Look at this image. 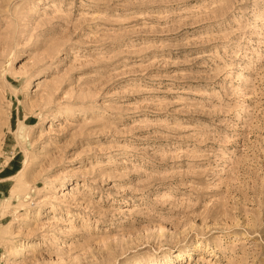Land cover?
Listing matches in <instances>:
<instances>
[{"label": "rangeland", "instance_id": "rangeland-1", "mask_svg": "<svg viewBox=\"0 0 264 264\" xmlns=\"http://www.w3.org/2000/svg\"><path fill=\"white\" fill-rule=\"evenodd\" d=\"M0 264H264V0H0Z\"/></svg>", "mask_w": 264, "mask_h": 264}]
</instances>
